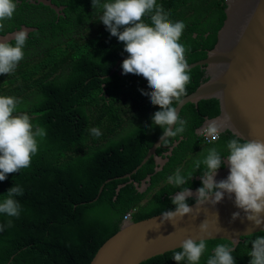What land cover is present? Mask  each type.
<instances>
[{
    "label": "trees",
    "instance_id": "trees-1",
    "mask_svg": "<svg viewBox=\"0 0 264 264\" xmlns=\"http://www.w3.org/2000/svg\"><path fill=\"white\" fill-rule=\"evenodd\" d=\"M51 1L64 6L63 15L42 3L17 1L12 20L5 21L0 31L1 36L22 26L34 28L16 69L0 74V95L17 97L20 103L14 114L26 112L31 122L46 129L30 165L6 174L0 182V195L13 184L24 190L16 197L20 215H0V224L12 221L11 227L0 231V264H91L98 250L120 230L127 213L135 210L133 221L138 222L172 207L170 196L178 189L167 183L168 175L176 168L190 170L192 161L211 147L226 154L224 145L232 136L222 132L216 143L205 145L198 130L206 120L220 115V101L188 103L179 114L186 122L184 131L157 148L156 154L167 159L162 169L157 170L153 157L142 164L162 132L151 124L158 106L150 105L138 91H149L146 82L122 74L120 65L111 76L127 54L123 43L99 22L101 12L92 9L90 0ZM156 2L170 20L184 22L179 42L185 47L187 64L206 58L226 18L224 1ZM188 71L185 94L173 101V107L208 81L204 67ZM132 100L137 103L130 109ZM94 126L101 132L98 137L89 131ZM140 164L131 177L122 178ZM199 175L196 169L184 186L195 190ZM148 176L150 185L140 191L137 185L141 187ZM260 235L264 231L241 239L232 252L236 264H248L250 242ZM216 243L229 242H206L200 264ZM172 254L142 264H176Z\"/></svg>",
    "mask_w": 264,
    "mask_h": 264
},
{
    "label": "clouds",
    "instance_id": "clouds-1",
    "mask_svg": "<svg viewBox=\"0 0 264 264\" xmlns=\"http://www.w3.org/2000/svg\"><path fill=\"white\" fill-rule=\"evenodd\" d=\"M156 1L90 0V3L93 10L101 12L99 22L105 26L109 35L123 43V52L127 55L120 64L122 74L138 77L146 82L149 91L138 90L139 94L150 105L158 106V110L151 116V124L162 130L160 144H167L168 138L184 131L186 122L177 115L172 105L174 100L179 101L185 94L186 85L190 81V64L185 59V47L179 42L184 22L170 20V14ZM223 1L225 5L230 2ZM16 7L17 0H0V31L4 29L5 21L12 20ZM57 15L63 14L60 11ZM145 20L148 21L147 24ZM23 27L26 26L10 32L14 43L0 39V74L12 73L23 58V47L29 35ZM19 103L17 97L0 95V182L6 179V174L27 168L38 151L39 141L46 136V129L31 122L26 112L14 114ZM136 103L137 100H132L128 104L129 108ZM206 128L213 141L218 138L219 132L220 135L222 133L214 124H209ZM89 131L94 136L101 135L98 127L94 126ZM224 148L226 154L222 155L215 147H211L192 161L190 170L182 172L180 168H176L167 176V183L178 190L170 196L172 207L160 213L161 224L165 221L172 223L177 218L190 215L192 207L189 200L193 201L194 206H201L206 202L214 206L227 194L233 200L235 208L239 209L232 212L233 221L242 212L244 219L254 227L264 225V142L245 139L239 133H233ZM225 166L226 177L216 180L218 169ZM196 169L200 170V185L193 193L190 187L184 185L192 178ZM23 191L22 186L13 184L5 194L0 195V215H20L21 205L16 197L22 196ZM134 212L135 210L129 212L130 220L124 221L123 218L122 226L133 222ZM11 225L12 221L9 219L0 224V231ZM208 227V223L202 221L199 231L207 233ZM250 243L251 248L247 251L248 264H264V235L256 236ZM206 248L204 238H185L180 242L179 250L173 251L171 259L176 264H200ZM233 249L234 243H216L211 254L206 256L204 264H236Z\"/></svg>",
    "mask_w": 264,
    "mask_h": 264
},
{
    "label": "water",
    "instance_id": "water-1",
    "mask_svg": "<svg viewBox=\"0 0 264 264\" xmlns=\"http://www.w3.org/2000/svg\"><path fill=\"white\" fill-rule=\"evenodd\" d=\"M34 2L49 6L57 14L62 10L51 0ZM226 7V18L218 32L217 44L208 51L206 58L188 65V69L205 67L208 81L184 97L175 109L179 116L188 103L197 105L202 100L216 98L220 101L221 113L217 118L206 120L198 134L209 124L216 125V122L223 121V129L217 126L220 131L239 133L245 139L264 142V0H230ZM23 29L26 33L34 30L26 27ZM10 34L0 39L11 41ZM124 58L119 60L111 76L117 72ZM162 144L159 139L155 141L142 164L153 157L157 170H161L167 159L158 156L156 151ZM172 147L165 155L170 154ZM142 164L122 178L131 177ZM226 175L225 166L217 171L215 179H223ZM149 181L150 176L141 187L137 185L139 190H146L150 185ZM190 207V215L177 218L172 223L165 221L161 224L160 214L138 222L124 223L98 250L91 264H142L151 258L179 250L180 242L189 237L204 238L206 242L217 239L234 243L236 249L243 237L264 231V225L254 227L244 219L242 212L233 221L231 214L239 209L235 208L233 200L227 194L214 206L206 202L201 206L190 204ZM202 221L209 225L207 233L199 231Z\"/></svg>",
    "mask_w": 264,
    "mask_h": 264
},
{
    "label": "built area",
    "instance_id": "built-area-1",
    "mask_svg": "<svg viewBox=\"0 0 264 264\" xmlns=\"http://www.w3.org/2000/svg\"><path fill=\"white\" fill-rule=\"evenodd\" d=\"M199 135L202 137L204 144H212L219 140L220 138V132L218 135V138L216 140H211L210 136L207 133V128L201 129ZM131 218V214L127 213L124 217V221H128Z\"/></svg>",
    "mask_w": 264,
    "mask_h": 264
},
{
    "label": "flooded vegetation",
    "instance_id": "flooded-vegetation-1",
    "mask_svg": "<svg viewBox=\"0 0 264 264\" xmlns=\"http://www.w3.org/2000/svg\"><path fill=\"white\" fill-rule=\"evenodd\" d=\"M17 1H19V3L21 2V3H26V2H28V3H34V1H36V0H17ZM40 3H37L36 2V5H39ZM59 7H61L62 8V10H61V13H62V11L64 10V6L63 5H58ZM216 126H218L220 129H223V127H224V122L223 121H221L220 123L218 122H216Z\"/></svg>",
    "mask_w": 264,
    "mask_h": 264
}]
</instances>
